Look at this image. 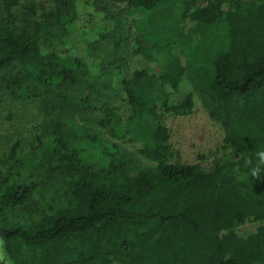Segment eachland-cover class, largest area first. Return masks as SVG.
I'll return each mask as SVG.
<instances>
[{"label": "trees", "instance_id": "obj_1", "mask_svg": "<svg viewBox=\"0 0 264 264\" xmlns=\"http://www.w3.org/2000/svg\"><path fill=\"white\" fill-rule=\"evenodd\" d=\"M168 1L0 0V103L5 95H49L62 117L104 114V128L112 86L104 76L125 66L128 48L161 62L157 75H125L120 89L128 141L140 143L139 155L154 166L131 172L133 161L116 156L115 146L103 167L84 164L56 131V163L68 179L64 202L41 206L36 185L0 174L3 264H264V0H179L180 19L194 24L195 40L181 30L140 38L114 7L149 12ZM95 20L108 22L96 32L109 54L88 78L85 63L61 40L77 26L95 29ZM183 80L191 93L178 91ZM194 96L233 153L210 170L166 162L162 116L190 113ZM249 221L255 231L238 236Z\"/></svg>", "mask_w": 264, "mask_h": 264}, {"label": "rangeland", "instance_id": "obj_2", "mask_svg": "<svg viewBox=\"0 0 264 264\" xmlns=\"http://www.w3.org/2000/svg\"><path fill=\"white\" fill-rule=\"evenodd\" d=\"M206 0H200L201 5ZM44 8L47 5L40 4ZM115 12L121 11L131 34L147 39H158L169 35L171 30H181L183 34L192 33V40L197 38L194 24L180 19L181 4L179 0L162 3L154 10L146 12L141 9H126L124 3L115 4ZM225 10V9H223ZM96 28L88 25L77 26L69 35L62 38L63 46L70 54L82 60L88 70V78L99 74V60L108 56L107 47L97 45L99 29L108 27V22H93ZM133 44V41L130 45ZM107 48V49H106ZM125 66L117 73L107 74L104 79L111 81V88L106 92V102L110 111V123L100 127L98 120L104 117L99 113L88 119L73 115L62 117L54 107L49 95L25 100L3 96L0 103V174L13 182L24 185H36L34 199L41 206H47L52 200L62 203L63 183L67 177L61 175L56 163V153L52 145L55 132L61 134L68 148L80 152L84 164L103 167L109 160V149L117 148L116 156L122 160H132L131 172L141 168L153 167L139 155L142 145L130 143L125 134L128 110L121 93V81L125 75L134 70H144L157 75L161 62L146 60L142 55L131 52L128 48ZM180 62L183 56L176 50ZM3 75V73H2ZM178 91L191 93L187 80L181 81ZM74 92V91H73ZM75 95V94H74ZM194 105L186 115L164 114L162 123L168 131L169 164H197L210 170L215 162H225L232 158V150L224 143V132L219 124L213 122L201 107L199 99L193 97ZM65 125L63 130H55L58 125ZM19 220V219H17ZM15 220V221H17ZM257 224L249 221L236 230V234L245 237L255 231ZM0 250V264L2 263Z\"/></svg>", "mask_w": 264, "mask_h": 264}]
</instances>
